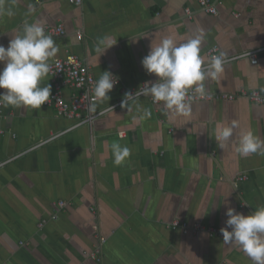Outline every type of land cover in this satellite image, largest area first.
<instances>
[{
	"label": "crops",
	"instance_id": "0c3cea01",
	"mask_svg": "<svg viewBox=\"0 0 264 264\" xmlns=\"http://www.w3.org/2000/svg\"><path fill=\"white\" fill-rule=\"evenodd\" d=\"M211 2L215 15L200 11L198 0H82L80 6L69 0H0L14 13L0 15V45L7 48L25 22L44 29L61 25L65 34L52 37L59 51L49 63L75 55L95 82L105 71L118 79L110 100L92 105L97 113L158 79L141 61L165 37L184 43L201 34L205 65L211 47L226 57L264 49V0ZM105 35L117 44L101 55L95 48ZM256 60L224 65L218 79L205 82L207 93L264 94V51ZM44 83L51 85L48 75ZM70 94L63 89L66 99ZM190 104L185 118L138 98L70 130L75 121L45 105L27 111L0 107V264H251L223 239L169 224L222 229L229 207L248 216L264 206V155L235 151L242 131L264 140V105L246 99ZM144 109L151 117L134 120ZM233 124L234 136L221 149L217 126ZM113 143L131 149L120 166L114 164ZM60 201L66 205L57 211ZM43 219L47 223L38 230ZM99 237L105 243L92 259Z\"/></svg>",
	"mask_w": 264,
	"mask_h": 264
},
{
	"label": "clouds",
	"instance_id": "9594fccd",
	"mask_svg": "<svg viewBox=\"0 0 264 264\" xmlns=\"http://www.w3.org/2000/svg\"><path fill=\"white\" fill-rule=\"evenodd\" d=\"M4 14L12 16L14 13L0 7V15ZM202 42V35L197 34L184 43H178L169 36L163 38L158 46L151 45V50L141 63L148 74L158 79L145 82L135 94L125 93L121 107L138 96H150L153 102H162V106L173 116L189 117L192 110L188 102L191 99L189 92L204 98L207 95L205 82L219 78L224 71L227 55L221 52L211 57L205 66L201 56ZM116 44V39L105 35L97 40L95 50L103 55ZM58 51L59 45L45 34L39 22H25L22 33L14 35L7 48L0 45V64L4 65L0 69V89L4 90L0 92V107L40 110L42 105L48 103L51 85L45 84L44 80L51 68L49 60ZM117 83L118 79L111 72H102L93 90L94 98L100 103L108 102V94ZM151 115L150 110L144 109L141 115L133 119L143 120ZM235 127V124L217 126L215 140L221 149L229 146ZM111 150L117 166L124 164L130 157L131 149L119 143H113ZM235 151L241 157L264 155V140L252 131H242ZM226 216V227L220 230L224 242L242 250L251 264H264V206L248 216L229 207Z\"/></svg>",
	"mask_w": 264,
	"mask_h": 264
},
{
	"label": "built area",
	"instance_id": "2783aa9c",
	"mask_svg": "<svg viewBox=\"0 0 264 264\" xmlns=\"http://www.w3.org/2000/svg\"><path fill=\"white\" fill-rule=\"evenodd\" d=\"M69 2L75 6H80L82 4V0H69ZM198 7L200 11L206 14H210V15L216 14V9L214 5L212 4L211 0H198ZM186 14L188 15V17L190 16L189 9H186ZM44 31L46 35H49L51 37H55V36L59 37L65 34L63 27L61 25L54 27V28L46 27ZM77 39L81 40L80 34L77 35ZM262 51H264V49H260L257 51H247V52L240 53L238 55L225 57L224 65L232 63L239 59H249L250 63L252 65H255L257 63L256 55ZM206 54L210 60L211 57L218 56L220 52L217 49V47H211L210 49L206 51ZM50 65H51V68L47 75L50 78L53 91L51 93L48 103L44 105L47 107L53 108L58 117L75 121V124H73L68 130L75 129L77 127H80L83 124H92V122L96 118L107 114L108 112H110L111 110L115 109L118 106H121L123 99L117 101L115 104L111 105L110 107H107L101 111H98L97 113L91 112L92 105L97 102L93 94V90H94L96 82H95V79L90 69L86 65H84L77 56L67 55L65 58L50 62ZM64 88H68L71 91L70 97L68 99H66L63 95ZM139 88L130 91V93L135 94L139 90ZM189 96L191 97V99L188 101L189 103L211 102L215 100L225 101V102H234L240 99H246L251 103H254L257 105H264V94L259 92L258 90L242 89V90H239L237 93H232V94L207 93V95L204 98H200L197 94L190 91ZM144 97L145 96H138L135 99L144 98ZM147 98L150 100L153 106H158L160 104L162 105V102L161 103L153 102L150 96H147ZM132 101H129V102H132ZM84 112L86 113V115L83 116ZM0 116H1V113H0ZM0 133H2L1 128H0ZM64 133L65 132L52 134L46 140L40 142L38 145L32 147L30 150L36 149L46 143L54 141L55 139H58L59 137H61ZM119 135L121 136L122 133H119ZM243 179H244L243 176L237 178L238 181H241ZM65 205H66L65 202L60 201L56 203L55 207L57 211H60L65 207ZM57 218H58L57 214H53L50 217V220L56 221ZM46 223H47V220L45 219L41 220L37 224V229L38 230L42 229L46 225ZM169 228L180 229L184 233H187V232H192L194 234L207 233L210 236L223 239V235L220 231L221 229H215L212 227L205 228L200 224H194L191 226L186 222L175 220L169 224ZM99 242L100 244L97 247V249L89 255L92 259L96 258V254L99 253L98 248L100 247V245L105 243V238L99 237ZM21 245H23V243H21Z\"/></svg>",
	"mask_w": 264,
	"mask_h": 264
}]
</instances>
